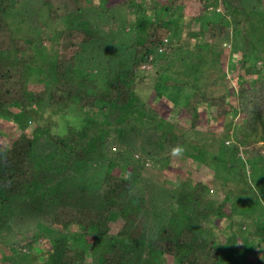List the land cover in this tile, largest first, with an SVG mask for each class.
Masks as SVG:
<instances>
[{
	"label": "trees",
	"instance_id": "trees-1",
	"mask_svg": "<svg viewBox=\"0 0 264 264\" xmlns=\"http://www.w3.org/2000/svg\"><path fill=\"white\" fill-rule=\"evenodd\" d=\"M26 1L0 0V122L14 119L16 122L27 123L26 118L31 116L32 110L43 104H47L54 114L67 112L77 105L84 121L80 126L70 125L65 133H54L52 124L47 123L36 125L33 132L23 131L15 137L4 138L6 148H0V241L10 239L14 242L22 236L20 233L13 237V233L6 228L22 224L16 221L24 217L23 207L28 202L32 207V215L34 213L36 219H42L43 225L51 221L50 227L53 229L70 231L78 228L84 234V237L76 240L70 235H62L53 244L55 254L51 261L43 264L91 262L94 258V239L99 236L113 237L100 254V264H134L138 242L146 241L155 256L149 264H264V202L259 198L264 195V187L260 188V178L256 181L259 188L250 182L252 175L259 177V174L255 175L254 171L248 175L247 172V167L256 169L255 158L260 156V151L248 148L249 144L255 143L250 137L260 136L264 141V67L259 66L260 62H264V47L253 50L254 40L248 35L246 27L251 20L250 16L246 17L247 24H243L241 34L247 39V47L239 61L240 70L238 74H234L238 84L234 93L236 103L229 99L231 92L217 90L224 84H232L227 78L225 63L221 60L222 53L215 49L219 47L218 41L229 26L225 18L221 22L205 20L203 24L196 26L194 21L196 22L197 16L191 20L188 33L190 38L196 40L192 43L194 50L219 56L214 73L204 69V74H201L204 57L198 60L190 58V62H186L194 70V82H182L175 77L163 75L162 72L154 86L156 98L165 95L173 100L174 97L167 92L170 87L178 91L189 86L195 89L194 93L187 96L184 106V113L191 118L192 128L200 126L202 105L208 106L209 115L217 119L239 115L238 131L244 133L237 135V141L231 145H226L224 138L220 140L219 154L222 159L220 158L219 163L223 164L222 170H227L232 165L228 171L230 176L224 180L229 184L226 185L222 200L211 196L208 184L184 179L175 194V200L182 210L179 217L188 222L186 225H176L172 221L152 239H148L147 235L146 198L133 195L137 175L124 177L109 172L104 179V187L101 188L104 206L74 205L66 200L55 203L62 196L60 187L70 182V173L76 164L85 161L98 147H108L116 136L118 127L133 124V115L139 111L145 120H152L146 124L147 131L160 133L157 144L166 152V157L171 158L184 152L188 142L185 134L179 131L178 125L176 127L162 118L155 108L151 113L148 112L149 105L141 100L138 89L153 81L148 71L156 59L169 53L180 57V52L185 49V42L181 40L186 34L184 22L191 8L197 5L199 9L201 7L206 10L210 5L222 2L230 14L243 16L241 12L247 9L245 1L138 0L137 10L143 15L136 23L139 37L129 47L134 52V62L123 70L85 67L80 56L93 41V36L86 29L75 27H63L54 40H51L56 53L51 66L47 68L46 64L35 62L32 43L14 38L9 20L12 15H23L20 10ZM61 2L64 3V12L74 8L95 7L86 0ZM43 4L49 9L48 14L53 20L60 19L61 14L52 0H43ZM120 5L122 2L116 6ZM43 27L44 33L51 37L53 34L49 28ZM11 53L15 54L13 62L4 58V55ZM200 67L202 76L197 73ZM48 71L49 74L46 73ZM35 76L40 78L33 82L32 78ZM165 77L168 78L164 79ZM203 78L209 81L208 85L199 83ZM106 108L118 110L119 120L110 121V115L106 113L103 118L93 119L92 116ZM45 134L53 146L40 148ZM125 145L121 144L122 148ZM206 145L209 146V143ZM243 154H247L248 159ZM191 155L194 159L202 158L205 167H209L205 149L201 148L197 154ZM107 157L111 168L120 165L127 158L122 152H108ZM145 157L134 160L137 163L130 161L133 166L131 168L134 171H144ZM262 174L264 176V169ZM52 183L60 184L59 192L51 191ZM241 184L244 189L247 187L254 193L252 199L245 200ZM166 198L169 199L168 195ZM243 206H255L259 210L256 224H252L246 214H241ZM47 212H50V216L45 217ZM216 219H233V232H226L224 245L216 243ZM240 234L244 236L241 237ZM119 237L126 238L128 242H122ZM239 239L244 244L240 249ZM17 245L19 244L14 246V251L24 254Z\"/></svg>",
	"mask_w": 264,
	"mask_h": 264
},
{
	"label": "rangeland",
	"instance_id": "rangeland-1",
	"mask_svg": "<svg viewBox=\"0 0 264 264\" xmlns=\"http://www.w3.org/2000/svg\"><path fill=\"white\" fill-rule=\"evenodd\" d=\"M52 1L54 7L61 14L60 19L53 20L49 16V9L44 6L43 0H27L20 10L23 15L21 17L12 15L9 18L13 37L20 40H28L32 43L35 62L41 65L46 64L47 68L51 66L56 57L51 40H54L53 38L62 31L63 27H75L84 28L93 36V41L87 45L84 53L80 56V59L85 63V67L89 69L99 68V70L104 68L123 70L132 66L134 52L129 47L139 37L136 23L143 15L138 13V0H86L87 3L95 7L83 9H75L73 7V10L65 12L63 11L64 3L61 0ZM244 1L247 6L246 11L241 12L244 17L235 13L234 15L230 14L222 2H219L218 5H210L206 10L201 7L199 9L196 5L195 8H191L188 12L186 11L187 17L184 22L186 23V34L181 39L185 42V49H182L180 52V57H177L175 53H169L156 59L155 63L149 66L151 70L149 69L150 71H148L149 77L153 81L138 89L141 100L149 105V109L147 108L148 112L151 113L155 108L161 113L162 118L175 124L176 127L178 125L179 131L185 134L188 142L183 149L184 152L175 154L171 158L166 157V152L157 144L160 133L147 131L146 124H149L152 120H145L143 114L139 111L133 115V124L118 127L117 134L112 138L108 147H98L85 161L76 164L75 169L70 173L72 175L70 182L65 185L66 187H60L62 196H60V200H55V203L66 200L68 203L74 205L104 206L105 201L101 188L102 186L104 187V179L109 172L120 174L124 177L130 174L137 175L138 178L133 195L136 197L141 195L146 198L148 215L147 235L148 239H152L156 238L159 232L172 221L176 225H186L188 222L187 219L186 221L179 217L182 210L175 200V194L178 193L184 179L206 183L211 187L210 194L212 197L219 200L224 198L226 185L229 184L228 182L225 183L224 180L230 176L228 171L232 168V165L229 166V169L222 170L223 164L219 163L222 156L219 154V145L222 138L225 139L226 145H231L235 140L237 141V135L244 133L243 131H238L239 115L217 119L209 115L210 109L208 106L202 105L200 126L199 128H192L191 118L184 113V106L187 103V96L194 93L195 89L189 86L182 91H178L170 87L167 92L174 97L173 100L167 98L165 95L156 98L154 86H156V80L161 78L162 72L163 75L175 77L182 82H194V76H192L194 75V70L187 64V62H190V58H192L191 60L205 58L202 72L200 67L197 73L200 74L201 72V74H204V69L205 71L207 69L212 70L214 73L217 70L216 61L219 59V56L210 54L209 52L194 50L192 43L196 40L190 38L188 33L191 29V20L197 16L196 22L194 21L196 26L203 24L205 20L221 22L225 18L229 26L226 33L221 35L222 38L218 41L219 47L215 49L222 53L221 60L225 63L226 72L228 73L227 78L231 80L232 84L230 86L224 84L217 90L219 92H224L225 90L231 92L232 95L229 99L232 103H236L234 93L237 90L238 84L234 78V74H238L240 70L239 61L247 47V39L241 35L243 34V24H247L245 21L247 16L251 17L246 27L249 32L248 35L254 40L253 50L256 51L264 47L263 0ZM121 2L122 5L116 6L117 3ZM43 26L49 28L48 30L53 34L51 37H48V34L44 33L43 28L45 30V27ZM4 58L9 62H13L15 54H6ZM259 66L264 67V62H260ZM46 73L49 74V71ZM262 77H264V74ZM39 78V76H35L32 78L33 82L38 81ZM167 78L165 77L164 79ZM208 82L203 78L199 83L208 85ZM105 113L110 115V121L119 120L118 116L120 112L109 108L100 110L98 114L92 117L93 119L103 118ZM83 117L77 105L72 106L67 112L54 114L47 107V104H43L32 110L31 116L26 118L27 123H22V121L16 122L14 119H5V121L0 122V146L2 145L0 148H6V139L4 138L15 137L23 131L33 132L38 124L45 125L49 123L52 124L54 133H65L70 125L80 126L81 122L84 121ZM135 119L138 120L136 121ZM221 133L223 134L222 137H220ZM44 136L40 148L52 147L53 145L47 135L45 134ZM250 139L254 140L255 143L249 144L248 148L260 151V156L255 158L257 160L255 163L256 169L247 167V172L248 175L254 171L256 172L254 173L255 175L259 174V177L252 175L250 182L257 187L256 181L260 178L262 180L260 188H262L264 187V176H261L264 169V141L260 136H253ZM123 143L126 144L124 148L121 146ZM208 143L209 146L206 145ZM239 144L242 143L239 142ZM201 148L207 152L210 163L209 167H205L202 158L194 159L193 155H191L197 154ZM148 150H151V152ZM108 152L113 154L115 152H122L127 158L124 159L125 161H121L120 165L111 168L109 157H107ZM144 154H146L147 158L142 156ZM142 157L146 158L144 171H134L131 168L133 166L130 165V161L136 162L134 160H139ZM243 157L247 158L248 156L247 154H243ZM59 185L52 183L51 191L53 193L59 192ZM243 186L241 184L240 188L243 189L242 194L245 200L252 199L254 193L247 187L244 189ZM166 194L169 199L166 198ZM259 198L264 202V195ZM23 208L25 210L23 213L24 217L16 221L22 224L6 228L7 231L13 233V237L20 233H22V236L14 242L10 239H8L9 241H0L1 264H29L34 262L43 264L51 261L52 256L55 254L53 244L62 235H70L73 240L84 237V234L78 228H73L70 231L53 229L50 227L51 221L43 225L42 219H36L34 213L32 215V207L28 202H25ZM243 213L251 220L252 224L257 223L260 213L257 208L255 209V206H243L241 214ZM48 215L50 216V212H47L45 217H48ZM237 219L240 221L238 217ZM214 223L216 224L214 231L216 243L224 245L227 233L233 232V219H216ZM180 229L181 227L178 230ZM6 230L4 231L5 234ZM242 235L244 236V234H240L241 237ZM112 238L99 236L94 239V258L91 259V262H87V264H100V254L107 248L108 242ZM119 239L122 242H128L126 238L119 237ZM32 240L33 243L29 244ZM239 243L238 249L243 248L242 239H239ZM16 244H19L17 246L22 249L24 254L14 251L13 248ZM8 246L11 248L9 249ZM154 258L155 256L151 253L149 242H138L134 264H149V261Z\"/></svg>",
	"mask_w": 264,
	"mask_h": 264
}]
</instances>
